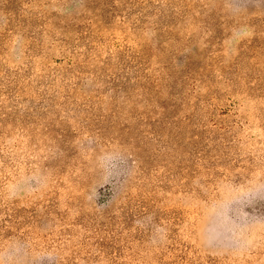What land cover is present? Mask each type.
I'll use <instances>...</instances> for the list:
<instances>
[{
  "label": "rangeland",
  "instance_id": "obj_1",
  "mask_svg": "<svg viewBox=\"0 0 264 264\" xmlns=\"http://www.w3.org/2000/svg\"><path fill=\"white\" fill-rule=\"evenodd\" d=\"M0 264H264V0H0Z\"/></svg>",
  "mask_w": 264,
  "mask_h": 264
}]
</instances>
